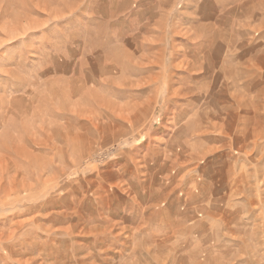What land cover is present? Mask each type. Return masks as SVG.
<instances>
[{
    "label": "rangeland",
    "instance_id": "rangeland-1",
    "mask_svg": "<svg viewBox=\"0 0 264 264\" xmlns=\"http://www.w3.org/2000/svg\"><path fill=\"white\" fill-rule=\"evenodd\" d=\"M0 183V264H264V0H0Z\"/></svg>",
    "mask_w": 264,
    "mask_h": 264
},
{
    "label": "bare ground",
    "instance_id": "bare-ground-1",
    "mask_svg": "<svg viewBox=\"0 0 264 264\" xmlns=\"http://www.w3.org/2000/svg\"><path fill=\"white\" fill-rule=\"evenodd\" d=\"M25 4H26V3H25ZM20 6H21V5H20ZM24 7H25V6H24ZM24 7H23V8H24ZM23 8H22V9H23ZM20 10H21V9H20ZM23 10H25V9H23ZM28 12H29V11H28ZM29 13H30V12H29ZM20 15H21V14H19V17H21ZM24 15H25V14H24ZM14 17H15V16H14ZM19 17H18V18H19ZM27 17H28V16H27ZM21 19H26V18H21ZM27 20H28V18H27ZM15 21H16V20H15ZM25 21H26V20H25ZM25 21H24V22H25ZM18 22L21 23L22 21L20 20V21H18ZM5 23H6V22H5ZM22 23H23V22H22ZM22 23H21V24H22ZM18 24H19V23H18ZM18 24H16V25H17V26H16L17 28L19 27ZM16 27H15V28H16ZM11 29H12V28H11ZM18 29H19V28H18ZM7 33H8V32H7ZM14 71H15V70H14ZM7 72H8V71H7ZM11 72H13V71H11ZM217 119H218V118H217ZM219 124H220V123H219ZM223 125H224V124H223ZM223 125H222V126H223ZM220 126H221V125H220ZM228 127H229V126H228ZM231 128H232V127H231ZM252 128H253V127H252ZM239 129H240V128H239ZM228 130H229V129H228ZM231 130H232V129H231ZM242 130H243V133H244V134H243L244 139H243V137H242V138H238V137H236V140H237V141L239 140V142H243L244 145H245V144L247 143L248 138H249V135H248V134H250V131H249V129H248L247 124L245 125V127L242 128ZM225 131H226V130H225ZM251 131H252V129H251ZM240 144H241V143H240ZM15 145H16V144H15ZM17 146H18V145H17ZM20 146H21V145L19 144V147H20ZM14 149H15V147H14ZM240 151H241V150H240ZM5 171H6V170H5ZM3 174H4V173H3ZM6 183H7V181H6ZM0 184H1V183H0ZM2 184H3V183H2ZM2 184H1V185H2Z\"/></svg>",
    "mask_w": 264,
    "mask_h": 264
}]
</instances>
